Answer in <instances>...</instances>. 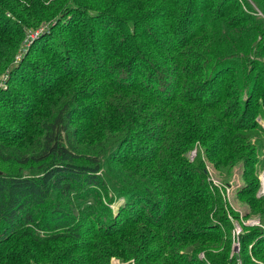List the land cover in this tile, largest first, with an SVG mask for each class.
I'll return each instance as SVG.
<instances>
[{"label":"trees","instance_id":"obj_1","mask_svg":"<svg viewBox=\"0 0 264 264\" xmlns=\"http://www.w3.org/2000/svg\"><path fill=\"white\" fill-rule=\"evenodd\" d=\"M46 1L0 0V73L10 67L26 33L60 13L50 32L38 37L19 65L11 68L18 78L19 99L9 109L32 113L49 101L44 99L51 97L56 83L62 91L67 78L80 83L83 76L94 74L113 90L105 115L114 116V126L127 135H139L137 128L147 125L143 137L149 136L156 154L148 161L136 160L133 167L127 165L133 161L123 158L130 170L125 175L112 162V153L108 157L90 154L91 163L82 164L76 161L81 153L71 143L70 115L65 117L62 112L44 122L40 155L31 158L38 162L49 159L50 163L30 175L0 170V243L7 245L15 238L10 249L0 246V264H111L114 258L134 264H264V247L258 243L247 246L249 236L258 230L241 235V254H233L229 211L237 214L227 207L220 188L207 179L204 157L191 162L180 147L184 135L191 144L216 137L205 156L224 171L239 160L247 161L254 149L250 141L262 128L256 118L264 115V93L260 91L264 89V64L242 48L244 41L239 38L245 33L236 32L234 13L215 15L214 0H162L156 14L144 18L151 10L142 11L144 0H109L110 5L102 7L106 11L98 10L86 21L84 12L73 6L63 9L68 0L51 5ZM218 3L228 11L234 5L231 0ZM109 13L129 18L136 25L118 16L106 17ZM97 19H101L98 25ZM116 22L121 24L119 32ZM95 29L97 35L93 36ZM54 35L57 45L52 41L47 47ZM41 41H45L43 48L36 45ZM258 45L256 54L264 55V44ZM94 47H98L99 57ZM207 52L214 53L213 65L206 78H198L199 57L212 59L205 56ZM47 57L54 62L44 67ZM49 67H56L66 80L54 76L52 83L48 81ZM190 84L193 87L186 94L184 89ZM140 95L148 98L141 100ZM181 103L188 116L185 122L174 116ZM169 106L174 115L167 112ZM157 119L162 122L157 124ZM1 122L0 131L4 129ZM177 126L189 136L180 134ZM4 146L0 145V153ZM16 155L28 159L23 153ZM118 158H122L119 153ZM133 173L136 175H129ZM259 186L255 182L242 187L238 195L242 199L255 195ZM109 188L124 196L112 223L100 225L93 215L86 222L64 209L72 197L89 200ZM57 197L68 203H56L53 199ZM249 201L255 212L264 215V197ZM94 206L86 205L83 210L94 209L91 213L95 214L101 209L106 216H114L103 203ZM41 226L53 235L36 236ZM251 254L262 262L253 261Z\"/></svg>","mask_w":264,"mask_h":264},{"label":"rangeland","instance_id":"obj_2","mask_svg":"<svg viewBox=\"0 0 264 264\" xmlns=\"http://www.w3.org/2000/svg\"><path fill=\"white\" fill-rule=\"evenodd\" d=\"M56 1L58 0H47L46 5H51L56 3ZM124 1L125 0H122V2ZM164 1H142L141 9L143 12H148V10L151 9L146 13L144 18L154 16L160 3H163ZM214 1L217 4L215 15L218 14L221 17L234 13L237 23L236 32L245 33V36L243 35L244 37L239 38H242L244 41L242 48H244L248 54H251V56H257V60L264 64V55L259 53L256 54V50L259 48L258 44H264V0H231L234 3L231 11L220 9L222 3H218V0ZM110 2L111 1L109 0H94L88 2L68 0L63 4V9H66V6L68 8L73 6L74 9L84 12L82 18L87 21L92 15H95L96 11H106L102 9V7L109 6ZM166 2H168V0H166ZM138 3L139 1L133 3V7ZM161 8V10H163L164 6L162 5ZM114 14L109 13L106 17L111 16L115 19L113 16L116 17L118 15H116V13ZM59 15L60 13L56 12L53 17L46 22H43L37 29H32L30 32L26 33V36L21 41L22 43L19 44L20 47L18 48V51L9 63L11 65H8L10 67L0 73V92L4 91L6 93L5 97L0 96V114L2 113L3 115L0 120L2 121L1 125H4V129L0 131V145L6 144L0 153V170L10 174L23 173L25 175L35 174L42 171L43 166L50 163L49 159H45L46 161L44 162H38V160L32 159L31 155H40V148L44 141V122L55 119L63 112L65 113V117L70 115L68 124L70 123V135L73 136L71 143L77 146V152L81 153L79 155L80 157L76 160L77 162L90 164V154H93V156L101 155L100 157L105 156L106 154L108 157L112 153L111 159L115 166L125 171L122 174H128L127 172L130 171L128 166L133 167V165H136V160L140 159L148 161L154 158L156 154L155 148L151 146L149 136L143 137V134L147 133L145 130L147 125L137 128L139 135H127L126 132L114 126V120L116 119L114 116L105 115L107 100L108 97L113 94V90L110 89L108 83L103 81L97 75L92 74L83 76L80 83H78L77 80L74 81L66 77L68 80L67 86L60 91L56 83L55 88L53 87V90L50 92L51 97H48L47 95L44 99L49 101L42 105V107L44 106L43 108L39 107L38 109L37 107L32 113L22 114L21 109L19 108L15 110L12 108L9 109L12 104L19 99V89L15 86L18 78L14 73L10 72L11 68L19 65L29 51L30 46L36 43L35 41L38 37L50 32L49 27L52 24H56V21L60 17ZM118 17L127 21L131 26L136 25L129 18L120 15ZM100 22L101 19H97L96 25L100 24ZM116 23L118 24H114L116 32H119L121 24L118 22ZM92 35H97V29L93 31ZM57 36L62 40L63 36L61 33H58ZM53 40H58L55 38V35L49 40V43H46V46L51 47L50 43ZM245 41H247V44H245ZM56 43L57 42L53 41V45L56 46ZM36 45L43 48L45 41H41ZM66 47L70 51L68 43H66ZM94 48L93 52L95 56L99 57L101 53L99 52L98 47ZM195 49L196 48L194 47L192 51L194 52ZM213 55L214 53L209 54L208 52L205 55L212 58L211 60L208 58L203 60L204 58L200 59L199 57V64H201V67L197 68L198 71H195L196 74H199L198 78L207 77V73H209L208 67L213 65ZM61 58L66 60V57ZM52 62L54 61L47 57L46 63L42 66H49ZM46 72H48L47 77L50 82L51 77L54 76H60L59 78L62 77L61 81L66 80L56 67H49ZM38 83L39 81L33 86H36ZM191 87H193L191 84L185 87L184 90L187 89L186 94L190 93ZM32 91L33 90L30 88L27 89V92L29 93H32ZM260 91L264 93V89L261 88ZM56 92H58L57 97H53L52 94ZM147 98L148 97L144 95H140L141 100ZM183 105L184 103H181L180 106L175 108V115L172 110L173 106H169L167 109V112H172L173 115L176 116V121L178 122H185V119L188 118ZM193 106H196V104ZM7 110H9V113H7ZM143 115L144 113L140 111L139 116L143 117ZM256 119L262 128L259 129L258 133H255V136L250 141L252 146H254V149L250 152L248 156L249 159L247 161L243 159L239 160L229 171L218 169L215 164L209 161L205 156L207 155L209 147L216 142V137H211L209 139L206 138L205 141L197 140L194 144H191L185 140L184 135L182 136L183 143L180 146L182 150L186 151L185 157L191 162L195 160L198 161L204 157L205 167L207 169V179L220 188L227 207L233 209L237 214V217H235V214L230 213L229 211V218L233 223V254H241L242 241L240 240V237L243 234H248L250 230H258V232L254 236H249V240L251 241L247 243L248 248H252V245H256V243H258V246L264 247V215L255 212L249 201L253 197H256V199H262L264 197V115L260 114ZM30 122H33L35 125L31 127ZM155 122L158 124L161 123L162 120L157 119ZM177 128L180 130V134L188 135V131L181 126H177ZM178 141L179 138L177 137L174 141L175 144ZM127 144L128 146L126 147ZM17 152L23 153L25 156L27 155L28 159L18 157V155H16ZM118 153L122 158H118ZM4 155H7L8 158H5ZM123 158L133 162L127 163L128 166H125L122 162ZM250 172H252V174ZM129 175H136V173ZM255 182L260 184L255 195H248L243 199L239 197V189L245 186L250 187V185H254ZM124 185L128 186L127 184ZM100 193L101 194L96 195V198H91L89 200L72 197L71 203L66 205L67 208H63L71 211L74 215L77 214L80 218L83 217L82 220L86 222L89 220L88 215L91 217L93 215V221L101 222L100 225L108 224L107 222L112 223L115 221L119 208L124 204V196L118 193L114 194L111 188H109L108 192ZM109 197L112 199H108ZM53 200L58 204L60 203V200L63 204L68 203V200L58 199V197ZM101 203H103L105 207L111 208V210L114 211V216H106L101 209H96L97 211L95 214L91 213L94 209L91 211L83 210L86 208V205L94 206ZM44 229L43 226L36 229V236L47 237L53 235L47 234V231ZM14 240L15 238L7 245L0 243V246H7V248L10 249L13 247L12 245L15 244L13 242ZM200 256L204 257V253L201 252ZM251 259L258 263L262 262V259L256 255L251 254ZM111 264H134V261L123 262L118 258H114L112 259ZM240 264H242V262Z\"/></svg>","mask_w":264,"mask_h":264}]
</instances>
